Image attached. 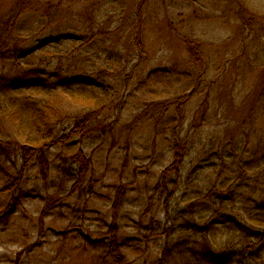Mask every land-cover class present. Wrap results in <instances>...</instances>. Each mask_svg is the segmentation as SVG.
<instances>
[{"label": "rangeland", "instance_id": "374dc122", "mask_svg": "<svg viewBox=\"0 0 264 264\" xmlns=\"http://www.w3.org/2000/svg\"><path fill=\"white\" fill-rule=\"evenodd\" d=\"M5 38L0 264H264V0H0Z\"/></svg>", "mask_w": 264, "mask_h": 264}, {"label": "trees", "instance_id": "16d2710c", "mask_svg": "<svg viewBox=\"0 0 264 264\" xmlns=\"http://www.w3.org/2000/svg\"><path fill=\"white\" fill-rule=\"evenodd\" d=\"M25 6L26 5H24L23 3H20V5L19 6H17L16 7V9L13 11V19H17V16H19V14L22 12V11H24V8H25ZM5 34H9V31L7 30V28H5L4 29V36H5ZM7 37H9L10 38V36L9 35H7ZM5 41H3V40H1L0 39V55H2V56H4L7 52H9V46L11 45V43L10 42H7V39L5 38L4 39ZM16 48H18V47H14V49H16ZM11 58H7L6 59V57H4V58H2V60H10ZM0 60H1V58H0ZM249 142V141H248ZM184 152H181V150L179 149H177L176 150V152H175V162H174V164L167 170L168 171V173L169 172H172V170H173V172L174 171H177V170H179V168L181 167V165H182V162H183V158H184ZM258 161V160H257ZM248 166L249 165H247L246 164V166L244 167V166H242V171L243 172H245V173H247L248 172V169H246V168H248ZM84 171L82 172V175L84 176ZM261 177H264V173H261ZM242 179V178H241ZM262 193H264V192H262ZM263 205H264V201H263ZM257 216H260L259 214H257ZM252 220L253 221H255V220H257V221H259V222H264V215L263 216H261V217H255V218H252ZM232 223H236V224H240L241 225V223H237V221H232Z\"/></svg>", "mask_w": 264, "mask_h": 264}, {"label": "water", "instance_id": "95a60500", "mask_svg": "<svg viewBox=\"0 0 264 264\" xmlns=\"http://www.w3.org/2000/svg\"><path fill=\"white\" fill-rule=\"evenodd\" d=\"M69 38H74V37L73 36H69ZM86 83L93 84V82H89V80H87Z\"/></svg>", "mask_w": 264, "mask_h": 264}]
</instances>
